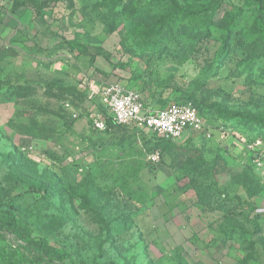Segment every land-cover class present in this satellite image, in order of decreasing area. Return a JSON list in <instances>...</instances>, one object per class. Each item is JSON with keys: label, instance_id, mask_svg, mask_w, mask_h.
<instances>
[{"label": "rangeland", "instance_id": "rangeland-1", "mask_svg": "<svg viewBox=\"0 0 264 264\" xmlns=\"http://www.w3.org/2000/svg\"><path fill=\"white\" fill-rule=\"evenodd\" d=\"M123 1L116 14L106 0H65L41 16L26 5L36 0H0V192H21L18 174L51 185L47 200L24 193L15 213L75 264H264V133L215 111L264 112L251 14L240 0H177L212 4L215 22L239 13L232 52L215 60L223 28L199 39L180 23L144 54L135 29L166 5ZM113 82L153 109L190 101L205 128L178 140L96 131L90 114ZM17 245L0 238V264L18 263Z\"/></svg>", "mask_w": 264, "mask_h": 264}, {"label": "trees", "instance_id": "trees-1", "mask_svg": "<svg viewBox=\"0 0 264 264\" xmlns=\"http://www.w3.org/2000/svg\"><path fill=\"white\" fill-rule=\"evenodd\" d=\"M152 1L165 4L166 11L152 15L149 20L144 19L147 21L146 24L135 29L138 39L134 45L138 51L146 54L158 50L160 45L166 44L173 38V28L177 24L183 23L187 30L199 39L210 37L212 31L215 30L212 29L214 26H218L220 29L223 28V33L219 39L221 44L219 50L216 52L215 60L221 61L225 54L232 52L230 50L231 41L234 40L233 37L236 34V30L240 28L242 23L239 13H225L219 21L215 22L216 7H213L210 3L207 5L199 4L196 7L193 6L191 9H187L180 5L177 0ZM240 1L242 3V9L245 13L251 14L253 21V37L251 42L257 47L260 46L259 55L264 57V0ZM58 3H65V0H36V2L26 5L35 14L42 16L46 15L52 9V5ZM105 4L109 14H116L115 10L120 6H123L122 11L126 9L123 0H106ZM257 57H254L253 65ZM248 70H251V65L248 66ZM259 80L260 83H263L264 76ZM23 90L27 91L28 89L18 87V92L15 91V94H18L20 97H25ZM184 102L188 101L179 99L173 103ZM196 109L201 114L198 107ZM215 111L218 117L224 121L243 124L244 127L250 125L249 129L258 130L259 136L264 133V112L249 114L236 111L231 113L223 109L219 104L215 105ZM107 124L110 125L112 122L107 120ZM91 128L93 129L92 125ZM16 178L24 186L20 189L21 192L16 195L0 192V238H3L5 235H10L19 242V245L14 247V252L18 257L17 264H75L65 250L53 246L43 237L34 236L28 226L22 224L15 213L17 202L24 193H36L42 199L47 200L55 192L52 190V186L27 175L18 174Z\"/></svg>", "mask_w": 264, "mask_h": 264}, {"label": "built area", "instance_id": "built-area-1", "mask_svg": "<svg viewBox=\"0 0 264 264\" xmlns=\"http://www.w3.org/2000/svg\"><path fill=\"white\" fill-rule=\"evenodd\" d=\"M101 111L90 114L94 130L107 129V120L115 126L148 130L164 140H178L187 132L196 133L205 128V121L196 107L189 102L172 103L164 109L145 105L141 95L122 82L105 85L100 91ZM156 162L158 153L151 155Z\"/></svg>", "mask_w": 264, "mask_h": 264}]
</instances>
